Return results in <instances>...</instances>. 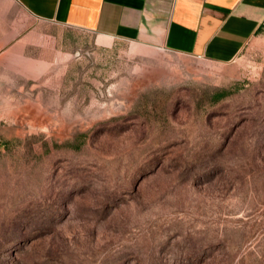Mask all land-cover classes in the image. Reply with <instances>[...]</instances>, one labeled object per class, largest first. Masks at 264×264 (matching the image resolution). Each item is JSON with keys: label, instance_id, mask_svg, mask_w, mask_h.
<instances>
[{"label": "rangeland", "instance_id": "374dc122", "mask_svg": "<svg viewBox=\"0 0 264 264\" xmlns=\"http://www.w3.org/2000/svg\"><path fill=\"white\" fill-rule=\"evenodd\" d=\"M8 36L0 264H264V29L218 63L0 0Z\"/></svg>", "mask_w": 264, "mask_h": 264}, {"label": "crops", "instance_id": "0c3cea01", "mask_svg": "<svg viewBox=\"0 0 264 264\" xmlns=\"http://www.w3.org/2000/svg\"><path fill=\"white\" fill-rule=\"evenodd\" d=\"M10 2L36 20L89 30L107 38L163 46L218 63L234 60L250 41L258 38L264 21V0ZM10 37L0 44H11Z\"/></svg>", "mask_w": 264, "mask_h": 264}, {"label": "trees", "instance_id": "16d2710c", "mask_svg": "<svg viewBox=\"0 0 264 264\" xmlns=\"http://www.w3.org/2000/svg\"><path fill=\"white\" fill-rule=\"evenodd\" d=\"M264 29V21L262 23V26L260 27L259 31L262 32ZM227 95V92L225 90H220L219 92L216 93L215 95V100H220L224 98Z\"/></svg>", "mask_w": 264, "mask_h": 264}]
</instances>
